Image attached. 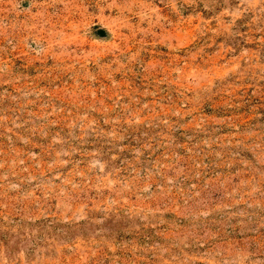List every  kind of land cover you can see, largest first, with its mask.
Listing matches in <instances>:
<instances>
[{"label": "rangeland", "instance_id": "1", "mask_svg": "<svg viewBox=\"0 0 264 264\" xmlns=\"http://www.w3.org/2000/svg\"><path fill=\"white\" fill-rule=\"evenodd\" d=\"M0 264H264V0H0Z\"/></svg>", "mask_w": 264, "mask_h": 264}]
</instances>
